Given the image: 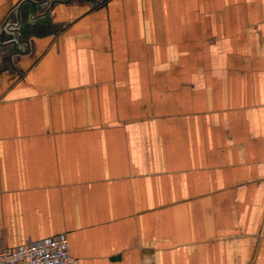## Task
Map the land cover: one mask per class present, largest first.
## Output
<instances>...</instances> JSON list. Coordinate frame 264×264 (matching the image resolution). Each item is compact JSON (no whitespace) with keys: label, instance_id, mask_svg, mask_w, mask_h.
Returning a JSON list of instances; mask_svg holds the SVG:
<instances>
[{"label":"crops","instance_id":"0c3cea01","mask_svg":"<svg viewBox=\"0 0 264 264\" xmlns=\"http://www.w3.org/2000/svg\"><path fill=\"white\" fill-rule=\"evenodd\" d=\"M59 233L264 264V0H0V249Z\"/></svg>","mask_w":264,"mask_h":264},{"label":"built area","instance_id":"2783aa9c","mask_svg":"<svg viewBox=\"0 0 264 264\" xmlns=\"http://www.w3.org/2000/svg\"><path fill=\"white\" fill-rule=\"evenodd\" d=\"M0 264H75L66 233L0 249Z\"/></svg>","mask_w":264,"mask_h":264},{"label":"rangeland","instance_id":"374dc122","mask_svg":"<svg viewBox=\"0 0 264 264\" xmlns=\"http://www.w3.org/2000/svg\"><path fill=\"white\" fill-rule=\"evenodd\" d=\"M15 21H16L15 16L6 19V22L10 23V25H7V27H5V29H3L2 32L3 33L5 32L7 38L10 37L11 39H14L13 42H11L12 44L14 43L15 46H18V47L22 44V46L24 48V45H23L24 30L21 29L20 27H18V29L14 28L12 25ZM8 26H10V28H8ZM9 34H10V36H9ZM16 43H17V45H16ZM18 43H20V44H18ZM17 50L18 49H16V48H12V51L10 53L14 54Z\"/></svg>","mask_w":264,"mask_h":264}]
</instances>
